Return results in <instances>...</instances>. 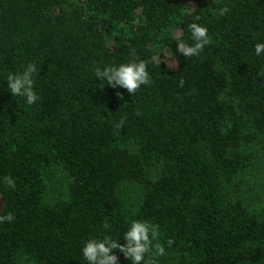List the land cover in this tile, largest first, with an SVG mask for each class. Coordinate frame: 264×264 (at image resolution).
<instances>
[{
    "label": "trees",
    "instance_id": "1",
    "mask_svg": "<svg viewBox=\"0 0 264 264\" xmlns=\"http://www.w3.org/2000/svg\"><path fill=\"white\" fill-rule=\"evenodd\" d=\"M193 22L210 42L190 59ZM258 42L264 0H0V264H87L133 220L158 225L157 264H264ZM131 59L152 78L133 96L97 79ZM29 63L33 105L7 86Z\"/></svg>",
    "mask_w": 264,
    "mask_h": 264
},
{
    "label": "clouds",
    "instance_id": "2",
    "mask_svg": "<svg viewBox=\"0 0 264 264\" xmlns=\"http://www.w3.org/2000/svg\"><path fill=\"white\" fill-rule=\"evenodd\" d=\"M230 11L227 6L218 9V15L224 16ZM190 33L191 43L182 39L177 43L176 52L182 54L185 58L199 56L209 44L208 29L199 23H190L187 26ZM256 56L264 54V42H258L254 45ZM135 56V53L132 54ZM37 72L36 65L29 63L23 71L7 76V86L13 96H19L25 99L28 105H33L38 99L34 90V75ZM95 75L98 80L112 88H123L130 95H134L142 85H150L152 78L147 69V62L144 60L131 59L127 63L119 65H110L103 68L96 67ZM183 78L179 85L183 87ZM117 95L123 99L122 93ZM124 124L123 118L116 124L119 129ZM3 183L12 189H15V180L10 176L3 177ZM14 216L9 213L0 215V223L12 222ZM108 226L105 225V228ZM158 225L150 224L146 221L133 220L129 224L128 230L123 234L124 244L118 243L110 236H104L102 239H89L82 248V256L87 264H119V258L113 254L118 249L126 259H130L132 264H157V258L164 256L165 247L158 242ZM174 243L173 240L167 241L168 247ZM151 255V260L146 261V256Z\"/></svg>",
    "mask_w": 264,
    "mask_h": 264
},
{
    "label": "rangeland",
    "instance_id": "3",
    "mask_svg": "<svg viewBox=\"0 0 264 264\" xmlns=\"http://www.w3.org/2000/svg\"><path fill=\"white\" fill-rule=\"evenodd\" d=\"M169 63H170V65L173 64L172 61H169ZM2 207H3V200H2V198L0 196V210H1Z\"/></svg>",
    "mask_w": 264,
    "mask_h": 264
}]
</instances>
